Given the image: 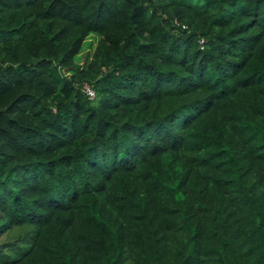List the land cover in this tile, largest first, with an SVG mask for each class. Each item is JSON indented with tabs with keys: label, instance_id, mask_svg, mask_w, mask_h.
I'll return each mask as SVG.
<instances>
[{
	"label": "trees",
	"instance_id": "16d2710c",
	"mask_svg": "<svg viewBox=\"0 0 264 264\" xmlns=\"http://www.w3.org/2000/svg\"><path fill=\"white\" fill-rule=\"evenodd\" d=\"M0 264H264V0H0Z\"/></svg>",
	"mask_w": 264,
	"mask_h": 264
},
{
	"label": "rangeland",
	"instance_id": "374dc122",
	"mask_svg": "<svg viewBox=\"0 0 264 264\" xmlns=\"http://www.w3.org/2000/svg\"><path fill=\"white\" fill-rule=\"evenodd\" d=\"M98 40H99V37L96 34L88 35V37L84 41L81 47V50L76 58V65L78 66V69L82 68L85 65V63L89 59H91V56L95 50Z\"/></svg>",
	"mask_w": 264,
	"mask_h": 264
},
{
	"label": "built area",
	"instance_id": "2783aa9c",
	"mask_svg": "<svg viewBox=\"0 0 264 264\" xmlns=\"http://www.w3.org/2000/svg\"><path fill=\"white\" fill-rule=\"evenodd\" d=\"M82 91L88 96L89 99L95 98V90L89 82L82 83Z\"/></svg>",
	"mask_w": 264,
	"mask_h": 264
}]
</instances>
